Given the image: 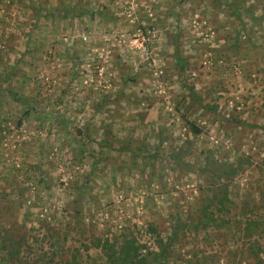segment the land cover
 Segmentation results:
<instances>
[{
  "label": "rangeland",
  "instance_id": "obj_1",
  "mask_svg": "<svg viewBox=\"0 0 264 264\" xmlns=\"http://www.w3.org/2000/svg\"><path fill=\"white\" fill-rule=\"evenodd\" d=\"M28 1L0 0V80L5 77L3 82L0 81V188L22 190L27 203L39 216L52 218L51 222L56 224L61 219V208L70 209L73 190L67 185L87 171L90 158L71 157L68 132L57 129L49 115L39 114L36 104L30 116L21 115V105L14 102L5 86L18 93L31 94L37 97L36 100L42 97L49 111L58 114L61 110L64 115H70L72 123L81 124L89 117L94 101L92 95L98 94L108 83H117L114 77L117 71L140 69L136 82L145 90L138 92L130 83L124 86L136 97V103L129 108L136 115L125 112L123 102L117 106L114 114L119 122L115 125L118 133L128 134L134 130V141L144 136H149L150 140L157 137L162 128L166 133L165 143L173 146L185 137L191 154L187 159L194 163L201 160L200 152L205 149L213 152L228 150L230 154L236 149L249 152L252 164L264 160V128L259 126L264 123V21L252 24L244 16L248 28H253L250 35L254 45L250 48L243 40L245 33L241 32V44L238 51L232 53L228 37L236 28L235 20L226 13L224 6L221 9L208 7L207 0H31L45 7L77 2L92 9L105 4L109 14L107 19L91 20L83 16L66 22L56 17L52 21L42 16L35 19L34 11L24 7ZM258 8H264V0H260ZM167 10L172 13L178 10L179 15L173 17L168 13L163 17ZM154 15L161 19L156 25H148L146 19ZM29 28L37 37L30 36L27 42H36L41 49L48 47L41 50L42 53L35 51L32 57L36 65L34 74L31 70L24 73L20 60ZM173 31L177 33L182 53L197 63L188 76L195 90L204 94L212 86L222 92L216 100L219 114L208 109L191 114V118L203 126L198 135L186 131L179 112L172 107L174 96L186 94V89L179 83L169 82L168 78L169 75L174 78L175 72L171 59L166 56ZM72 33L81 34L83 39V42L75 43L82 49L83 63L79 65L74 90L66 84L68 64L60 55L64 52L65 35ZM45 36L57 41L55 51ZM109 58L113 64L109 63ZM14 61L15 68L6 75ZM147 71L151 72V82L144 78ZM60 88L64 93L58 97ZM139 93H151L150 103L147 104L144 98L138 100ZM231 114L247 123H236ZM109 156L106 161L113 166L114 156ZM115 156L117 159L128 158L119 150ZM165 163L163 159L158 160L153 174L147 167L141 169L140 165L121 166L115 171V182L102 181L108 173L105 170L98 176H89L92 180L87 182L91 183L94 198L87 195L82 202L85 221L116 231L130 228L140 239H148L146 225L149 221L164 232L170 220L167 213H180L195 201L201 185L207 182L205 177L201 183L200 174L194 170L196 166H168ZM248 168L243 170L242 176L236 177L239 187L249 181L254 183L252 180L260 177L264 179V167L262 170ZM238 204L235 198L233 208L237 209ZM182 249L189 250L187 246ZM89 255L82 254L83 264H93L98 258L94 248L89 249Z\"/></svg>",
  "mask_w": 264,
  "mask_h": 264
},
{
  "label": "trees",
  "instance_id": "obj_2",
  "mask_svg": "<svg viewBox=\"0 0 264 264\" xmlns=\"http://www.w3.org/2000/svg\"><path fill=\"white\" fill-rule=\"evenodd\" d=\"M207 1L210 8L215 6L221 9L224 6L226 13L235 20L233 24L236 28L228 37L232 53L238 51L241 32L245 33L243 40L252 48L254 44L250 32L253 28H248L244 16L252 24L264 21V8H258L260 0ZM104 5L88 9L77 2L53 4L48 7L31 0L24 3L25 8L34 11L35 19L42 16L52 21L56 17L62 22L83 16L91 20L97 17L107 19L109 14ZM168 13L173 14V17L179 15L178 10L173 13L167 10L163 17ZM159 19H161L159 16L154 15L148 17L146 23L156 25ZM139 27L144 29L143 25ZM32 28L26 32V42L30 36L34 38L36 36L32 33ZM171 33L166 56L171 59V67L175 72L174 78L168 76L169 82L175 85L179 83L186 89V94L180 93L178 97L172 98V107L179 112L186 131L198 135L202 132L203 126L192 119L191 114L194 111L202 112L204 109L215 115L219 114L216 100L222 96V92L213 89L212 86L208 87L204 94L195 90L188 76L191 68L197 63L182 53L177 33L174 31ZM81 36L75 33L65 35L64 52L60 53L68 64L66 84L72 90L78 82L79 65L83 63L80 53L82 49L75 46V43L83 42ZM44 39L50 41L48 45L55 51L57 41L48 36ZM38 45L36 42L32 44L27 42L20 51L24 73L30 70L31 74L35 73L36 65L32 59L35 51L40 50L42 53L48 48L41 49V45ZM111 60L112 58L108 59L109 63L113 64ZM15 63L14 61L5 72L6 75L15 68ZM139 72L140 69L117 71L114 76L117 83H108L109 85L98 94L92 95L94 101L90 105L89 117L81 124L72 123L70 115H64L61 110H58V114L49 111L47 102L42 97L36 100L37 97L31 94L18 93L11 87H4L14 102L21 105V115L23 113L26 117L30 116L37 105L39 114L49 115V120L56 124L57 129L68 132L71 157L88 156L90 162L87 171L76 176L67 185V188L73 190L71 206L70 209L61 208V219L56 224L51 222L52 218L39 216L27 203V197L22 190L0 188V264H83L82 254L90 256V248H94L98 254L93 264H264V179L263 177L254 179L252 180L254 183L249 181L244 187H239V180L236 179L242 176L243 170L248 167L251 170H262L264 160L252 164L249 152L236 149L230 154L228 150L213 152L205 149L199 151L202 154L199 157L201 160L194 163L187 159V155L191 154L185 137L173 146L165 143L166 133L162 132V128L158 130L157 137L150 140L149 136L148 138L144 136L134 141V130L128 134L118 133L119 129H116L115 125L119 122L114 114L117 106L123 102L124 111L136 115L135 111L129 110L130 105L136 103V97L130 95L129 88L124 86L130 83L138 92L145 90L141 88V83L136 82ZM150 74L151 72L147 71V75L144 76L149 82L152 80ZM4 80L5 77L0 81ZM211 92L215 93L210 95ZM62 93L64 89L60 88L58 97ZM149 95H141L138 100L144 98L143 100L149 104L152 100ZM230 116L240 125L247 123L236 115ZM259 126L264 128V123ZM118 150L121 151V155L128 157L127 160L115 158ZM110 154L114 156L113 166L106 161ZM161 159L165 160L168 166L171 164L192 165L194 168L196 166L194 170L200 174L201 183L205 177L207 181L201 185V191L195 201L180 213H167L170 220L164 232L154 222L149 221L146 225L149 237L140 239L130 228L116 231L112 227H97L90 221H85V216L81 212L82 202L87 195L94 198L90 191L91 183L87 182L92 180L89 176H98L105 170L108 173L102 181L109 179L115 182V171L124 165L128 168L137 165H140L141 169L147 167L153 174L156 162ZM186 171L190 172V169L187 168ZM37 179L41 180V177L38 176ZM242 192L244 194H241ZM235 198L239 202L237 209L233 208ZM184 246L189 250L183 251ZM183 256L187 257L183 260Z\"/></svg>",
  "mask_w": 264,
  "mask_h": 264
}]
</instances>
